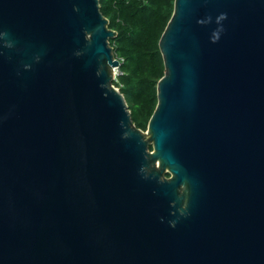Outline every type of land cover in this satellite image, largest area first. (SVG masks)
<instances>
[{
  "label": "water",
  "instance_id": "95a60500",
  "mask_svg": "<svg viewBox=\"0 0 264 264\" xmlns=\"http://www.w3.org/2000/svg\"><path fill=\"white\" fill-rule=\"evenodd\" d=\"M115 36L98 0H0V264H264V0H174L151 146Z\"/></svg>",
  "mask_w": 264,
  "mask_h": 264
},
{
  "label": "trees",
  "instance_id": "16d2710c",
  "mask_svg": "<svg viewBox=\"0 0 264 264\" xmlns=\"http://www.w3.org/2000/svg\"><path fill=\"white\" fill-rule=\"evenodd\" d=\"M98 2L116 33L109 46L122 60L121 75L113 85L123 95L134 125L144 131L157 104V83L165 72L158 43L173 13L174 0Z\"/></svg>",
  "mask_w": 264,
  "mask_h": 264
},
{
  "label": "built area",
  "instance_id": "2783aa9c",
  "mask_svg": "<svg viewBox=\"0 0 264 264\" xmlns=\"http://www.w3.org/2000/svg\"><path fill=\"white\" fill-rule=\"evenodd\" d=\"M114 58L118 61V66L112 68L113 72H114V77L112 78V86L115 87L113 85V82H115L117 80V78L121 75V70H120V64L122 62V60L120 58H117L114 56ZM116 88V87H115ZM117 89V88H116ZM118 90V89H117Z\"/></svg>",
  "mask_w": 264,
  "mask_h": 264
},
{
  "label": "clouds",
  "instance_id": "9594fccd",
  "mask_svg": "<svg viewBox=\"0 0 264 264\" xmlns=\"http://www.w3.org/2000/svg\"><path fill=\"white\" fill-rule=\"evenodd\" d=\"M224 18H226V16H225L224 14H221V16L218 17V21H219V20H222V19H224ZM221 31H222V29H219V31H215V32H214V34H213V35H214V39H213V41H212L213 43H215L216 41L219 40L220 32H221ZM172 226L175 227V224L173 223Z\"/></svg>",
  "mask_w": 264,
  "mask_h": 264
},
{
  "label": "rangeland",
  "instance_id": "374dc122",
  "mask_svg": "<svg viewBox=\"0 0 264 264\" xmlns=\"http://www.w3.org/2000/svg\"><path fill=\"white\" fill-rule=\"evenodd\" d=\"M142 134H143V136H144V138L148 141V138H147V136H148V130L146 129V130H142ZM149 142V144H150V146H151V144H152V141H148ZM164 174H166V173H164Z\"/></svg>",
  "mask_w": 264,
  "mask_h": 264
}]
</instances>
